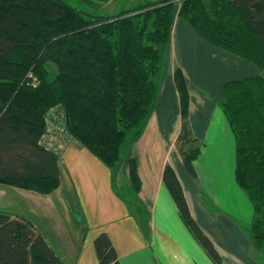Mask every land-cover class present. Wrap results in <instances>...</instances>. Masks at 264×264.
<instances>
[{
    "label": "trees",
    "instance_id": "trees-1",
    "mask_svg": "<svg viewBox=\"0 0 264 264\" xmlns=\"http://www.w3.org/2000/svg\"><path fill=\"white\" fill-rule=\"evenodd\" d=\"M78 1L87 10L68 0H0V183L43 195L59 188L61 156L40 144L54 108L66 116L72 138L115 178L155 109L178 9L209 43L261 71L226 82L223 101L211 98L235 139V180L254 213L247 234L264 254V0H180L179 8L175 0H159L114 14L104 11L115 0ZM174 83L181 109L177 143L186 170L197 180L194 162L201 145L191 128L190 96L179 67ZM130 178L124 192L113 182L114 191L139 203L134 159ZM163 182L195 240L214 264H222L170 165ZM94 247L99 264H122L107 234L99 235ZM0 264L66 262L33 220L0 213Z\"/></svg>",
    "mask_w": 264,
    "mask_h": 264
},
{
    "label": "crops",
    "instance_id": "crops-1",
    "mask_svg": "<svg viewBox=\"0 0 264 264\" xmlns=\"http://www.w3.org/2000/svg\"><path fill=\"white\" fill-rule=\"evenodd\" d=\"M178 11L155 109L115 178L75 140L61 159V184L53 193L43 195L0 183V213L33 220L66 264H99L94 242L103 233L122 264H214L184 224L163 182L167 165L175 170L191 215L214 244L222 264H264V254L246 231L254 213L244 214L237 199L230 204L224 197L240 189L235 180V139L211 98L223 101L226 82L261 71L209 43ZM177 67L187 82L190 124L201 145V155L194 162L197 180L186 170L177 144L181 130L174 83ZM132 159L141 181L139 203L121 199L113 186L114 182L123 192V186H131Z\"/></svg>",
    "mask_w": 264,
    "mask_h": 264
},
{
    "label": "built area",
    "instance_id": "built-area-1",
    "mask_svg": "<svg viewBox=\"0 0 264 264\" xmlns=\"http://www.w3.org/2000/svg\"><path fill=\"white\" fill-rule=\"evenodd\" d=\"M33 80L34 86H36L38 80L36 78ZM71 141L72 136L68 130L66 116L57 108L51 109L46 117V128L40 144L60 155L68 148Z\"/></svg>",
    "mask_w": 264,
    "mask_h": 264
},
{
    "label": "rangeland",
    "instance_id": "rangeland-1",
    "mask_svg": "<svg viewBox=\"0 0 264 264\" xmlns=\"http://www.w3.org/2000/svg\"><path fill=\"white\" fill-rule=\"evenodd\" d=\"M156 1H159V0H115L108 8H106V10L104 12L108 13V14L109 13L114 14L115 13L114 10H115L116 13H119L122 10L134 9V8L139 7L141 5H145L148 2H156ZM68 2L72 6L78 8L79 10H87V6L85 4L79 2L78 0H68ZM179 2H180V0H175V3L177 4L176 5L177 8H179V6H180ZM166 57H167V54H166ZM166 63H167V59H166ZM72 141H75V139L72 138ZM68 145H70V143ZM178 146H180V144H178ZM66 150L64 152L60 153L61 159L64 156ZM224 197L226 199L228 198V203H230V204L235 203V201L237 199L238 203H241L243 213L248 215V216L249 215L252 216V214H253L252 205L250 204L247 195L242 190H240L238 188L236 191L231 193L228 197H227V195H224ZM233 198H235V200ZM242 203H245V204H242ZM241 206H240V208H241ZM232 209L236 210V208L233 206H232ZM232 209H230V210H232Z\"/></svg>",
    "mask_w": 264,
    "mask_h": 264
}]
</instances>
